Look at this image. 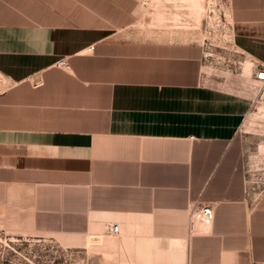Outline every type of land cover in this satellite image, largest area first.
<instances>
[{
	"label": "crops",
	"instance_id": "crops-1",
	"mask_svg": "<svg viewBox=\"0 0 264 264\" xmlns=\"http://www.w3.org/2000/svg\"><path fill=\"white\" fill-rule=\"evenodd\" d=\"M239 8L233 43L264 64V14ZM114 10L0 0V216L96 239L117 224L120 264H264V194L246 198L237 135L250 72H207L191 36L113 37ZM195 203L212 220L190 219Z\"/></svg>",
	"mask_w": 264,
	"mask_h": 264
},
{
	"label": "rangeland",
	"instance_id": "rangeland-1",
	"mask_svg": "<svg viewBox=\"0 0 264 264\" xmlns=\"http://www.w3.org/2000/svg\"><path fill=\"white\" fill-rule=\"evenodd\" d=\"M250 2L264 14V0H113L115 20L108 33L129 39L191 36L205 52L212 53V57L205 58L207 72L233 70L232 61H243L245 56L242 67L249 76V55L243 51V55H232L229 51L239 7ZM120 25L127 28L126 32L114 34ZM2 85L0 79V89ZM250 86L255 93L252 107L237 135L243 152L245 195L254 202L264 194V85L251 81ZM24 224L0 216V264H112L113 257L105 253L106 240L114 236L109 227H103L96 239L89 231H73L63 224L44 232H27ZM117 258L114 264H120Z\"/></svg>",
	"mask_w": 264,
	"mask_h": 264
},
{
	"label": "built area",
	"instance_id": "built-area-1",
	"mask_svg": "<svg viewBox=\"0 0 264 264\" xmlns=\"http://www.w3.org/2000/svg\"><path fill=\"white\" fill-rule=\"evenodd\" d=\"M229 52H231L232 55H238V54L243 55V53L235 46L233 41L230 43ZM206 57H212V53L205 52L203 54L204 60ZM243 58H244L243 61H235L237 62L235 64L234 61H232L234 67L233 70H236L239 73H243L242 64L243 62H245V56ZM248 60H251V58L249 57ZM64 64H65L64 59H60L57 63L58 66H63ZM250 67H251L250 76L252 77V80L264 85V64H257V62L252 59ZM213 214L214 213L211 205H202L200 203H195L189 209V217L192 220L194 219L200 221H210L213 218ZM109 231L113 234L117 233L118 225L110 224Z\"/></svg>",
	"mask_w": 264,
	"mask_h": 264
},
{
	"label": "bare ground",
	"instance_id": "bare-ground-1",
	"mask_svg": "<svg viewBox=\"0 0 264 264\" xmlns=\"http://www.w3.org/2000/svg\"><path fill=\"white\" fill-rule=\"evenodd\" d=\"M248 69V68H247ZM247 74V72H246V70L244 69V75H246ZM255 82V81H254ZM257 83H259V82H257ZM113 235H116V233L115 234H113Z\"/></svg>",
	"mask_w": 264,
	"mask_h": 264
}]
</instances>
